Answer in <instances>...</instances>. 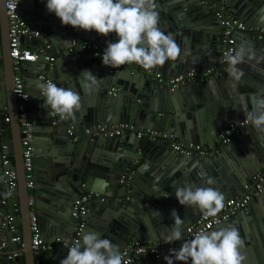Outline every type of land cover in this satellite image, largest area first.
I'll list each match as a JSON object with an SVG mask.
<instances>
[{
    "label": "water",
    "instance_id": "1",
    "mask_svg": "<svg viewBox=\"0 0 264 264\" xmlns=\"http://www.w3.org/2000/svg\"><path fill=\"white\" fill-rule=\"evenodd\" d=\"M206 1L215 4L217 9L224 8L245 25L264 27V0ZM4 3L5 0H0V200L8 191L1 167L2 147L13 154H17L18 149L22 151L20 122L12 94L13 72ZM156 5L159 27L174 39L181 51L177 60L152 69L155 73L172 78L190 69H199L204 61V52L209 51L218 54L221 64L219 35L211 34L220 25L210 7L202 4L201 0H156ZM18 10L27 24L46 37L49 44L47 53H54L56 48L64 49L72 39L76 42L95 40L103 52L109 41L117 42L115 34L105 37L95 31L62 25L54 13L48 12L46 4L38 0H18ZM242 37L244 44L251 45L258 57L264 55V41L237 32L233 35L236 46ZM60 42L63 44L59 45ZM30 45L34 51L42 49L37 39H32ZM98 52L99 57L92 52L78 51L59 55L53 65L45 61L43 54H38L35 63H26L22 68L26 87L31 78L36 85L34 94L28 96L25 113L26 120L38 121L33 122L30 128L31 134L35 135L30 142L33 188H26L23 168H13L16 188L7 199V206L0 209L12 213L16 234L1 230L0 217V244L5 239L9 248L21 252H15L12 259L3 253L1 264H33L35 258L40 264H60L68 253L65 242H70L75 227L71 206L85 191L108 193L109 196L104 201L88 205L84 230L99 232L102 238L110 239L122 250L129 242H166L165 237L174 223L173 211L184 220L182 233L201 215L196 207H185L178 202L176 188L188 185L208 187L201 177L203 174L205 179H215L216 183L211 187L222 192L226 200L234 197L254 174L264 168V133L257 132L245 121L246 114L242 110L245 106L251 110L254 96L264 95V61L244 63L240 67L244 71L240 82L223 76L203 84H189L170 93L138 72L130 74L129 69L108 73L99 65L103 52L100 53V48ZM85 70L97 77V83L89 92L83 87L85 77L80 75ZM41 73H45L46 80L53 79L58 87L71 89L80 95L81 107L74 119L51 125V109L41 96L39 87L44 83L38 78ZM112 88L118 90L115 95L109 93ZM4 108L10 116L8 123H4ZM120 123L132 124L135 129L159 130L183 144L216 145L218 135L229 125H239L241 130L231 143L219 144V153L211 158L181 156L171 149L170 141L139 139L134 132L112 138L99 136L77 143L63 137L68 127L80 132L77 130L83 127L91 129ZM35 125L43 128L38 131ZM126 169L132 170L128 194L118 183ZM29 199L37 211L42 243L52 244L51 249L39 250L36 254L29 249ZM16 200L19 213L12 212ZM228 225L236 227L245 242L240 249L241 254L247 257L246 249L250 253L245 264H264V190L230 221L209 231ZM15 235L19 241L10 243ZM47 235L52 237L51 242L45 239ZM56 239L59 243H55ZM136 264H166V261L164 257L145 256L140 257Z\"/></svg>",
    "mask_w": 264,
    "mask_h": 264
},
{
    "label": "clouds",
    "instance_id": "2",
    "mask_svg": "<svg viewBox=\"0 0 264 264\" xmlns=\"http://www.w3.org/2000/svg\"><path fill=\"white\" fill-rule=\"evenodd\" d=\"M46 8L54 13L62 25L77 30L95 31L108 37L115 34L117 42L109 41L101 57L105 66L113 69L125 64H137L145 70L163 66L180 56V48L169 35L159 27L156 0H47ZM264 61V55L257 56L251 45L241 43L224 55L226 72L234 82H240L244 71L238 65ZM80 75L85 77L83 87L92 91L97 77L88 70ZM41 96L51 109V115L61 119H74L79 111L80 95L71 89L58 87L49 80L40 86ZM251 110L245 106V121L259 133H264V95H255ZM208 187L194 185L175 189L178 202L185 207H196L207 220L216 218L224 208V194L211 187L216 183L212 177L204 178ZM165 195H168L165 193ZM174 223L166 235V243L173 244L183 239L178 249H170L164 257L166 264H245L246 257L240 249L244 240L239 230L228 225L215 231H197L191 239L182 233V220L175 211L171 214ZM67 256L60 264H126L120 247L110 239L102 238L97 231H86L75 242H65ZM9 248V247H8Z\"/></svg>",
    "mask_w": 264,
    "mask_h": 264
},
{
    "label": "built area",
    "instance_id": "3",
    "mask_svg": "<svg viewBox=\"0 0 264 264\" xmlns=\"http://www.w3.org/2000/svg\"><path fill=\"white\" fill-rule=\"evenodd\" d=\"M201 3L207 5L215 12V19L220 25L219 42L222 47L221 51V64L216 67H211L203 71H188L185 74H179L172 78H166L161 74L152 72L151 70H145L139 68L135 64H125L121 68L129 69L130 74L141 73L146 79L155 81L159 87L165 88L168 92H176L179 88L194 83H206L223 77L228 74L226 72L227 64L224 62V55L229 50L236 48V41L233 39V35L237 32L248 34L252 39L264 41V27H251L243 24L236 17L228 14L222 8H215V4H209L206 0H201ZM4 8L7 16L8 25V47L9 55L11 59V67L13 72V94L16 101V111L20 122V135H21V147H22V160L23 170L26 188H33V175H32V147L30 142L32 140V134L30 132L31 122L25 119V113L27 104L29 101L28 94L25 90L22 68L26 63H35L38 54H43L44 59L48 64H52L57 56L65 55L67 53L78 52H92L95 57H99V45L86 40L80 42L71 41L64 49L55 50L54 53H47L49 49L48 41L44 36L41 35L40 31L33 29L27 22L22 19L18 10V0H5ZM37 39L42 45L40 51H34L31 48L30 41ZM25 42H29V45H25ZM100 67L107 70L108 73L116 71V68L105 66L102 63V59H99ZM44 83L46 80L45 73H41L38 77ZM118 90L111 89L110 94L115 95ZM44 98V97H43ZM46 99V98H45ZM51 125L56 126L57 124L66 122L67 119H61L59 115L52 116ZM9 119L5 118V122ZM241 127L233 124L226 127L222 133L217 137L216 145H203L197 143L183 144L171 136L165 135L163 132L154 129H135L132 124L120 123L116 125H98L91 129H84L81 132H75L72 127H68L66 130L67 137L71 138L72 142L90 141L96 137L103 136L107 138L118 137L127 133H135L139 139L146 138L150 141L156 140H168L170 141V147L173 151L177 152L181 156L198 155L203 158H211L218 152V145H226L231 143L233 139L239 135ZM3 148V147H2ZM1 167L3 168L2 174L4 176V183L6 184L8 191L5 193L3 199L0 200V208L7 206V199L12 195V191L16 188V172L9 168L8 159L5 155L1 156ZM132 174L131 169L121 175L119 179L120 187L125 191L126 194L130 192V175ZM264 190V168L258 171L252 176L249 182L245 183L236 193L234 197L226 199L224 201V208L218 214L216 218L209 217L207 220L201 215L191 224L187 225L184 229V238L191 239L193 234L197 231H209L215 227L221 226L226 222L230 221L239 211L245 209L249 204L250 200L254 197H258ZM109 196L108 193L100 194L93 191H85L80 197L76 198L71 206V217L75 221V227L69 246L71 242H75L81 237L84 232L86 215L88 212V205L94 202L104 201ZM128 197H125L127 200ZM28 206L31 207L29 212V229L31 233L30 248L33 254H36L39 250H49L52 248V244L42 243L40 236L39 226L37 223V217L33 213V201L28 200ZM13 213H18V206L16 204L12 208ZM0 217L2 218L1 230L9 233H14L16 230L12 224V213L2 212L0 210ZM19 241L18 237L10 239V243H16ZM55 243H59L56 239ZM183 243V240L178 243L168 244L162 243H140V242H129L122 250L126 264H136L140 257H152V258H163L170 255V249H178ZM7 241L3 239L0 244V250L7 249ZM16 256L12 253L8 256V259H12ZM33 264H40V261L35 258ZM189 264L191 262L189 261Z\"/></svg>",
    "mask_w": 264,
    "mask_h": 264
},
{
    "label": "crops",
    "instance_id": "4",
    "mask_svg": "<svg viewBox=\"0 0 264 264\" xmlns=\"http://www.w3.org/2000/svg\"><path fill=\"white\" fill-rule=\"evenodd\" d=\"M38 1H40L43 5L44 4H46V2H47V0H38ZM222 8V7H221ZM223 10H224V8H222ZM38 30V29H37ZM219 31H220V28H219V26L217 25V31L215 32V33H211V34H213V36H218L220 33H219ZM93 33V32H92ZM46 38V37H45ZM89 38H92V37H89ZM94 38V37H93ZM73 40H75V39H72L71 41H73ZM82 40H86V41H89V42H92V43H96L97 45H99V48H100V53L102 54V47H101V45L97 42V41H95V40H91V39H82ZM71 41H69V42H71ZM214 41V40H213ZM212 41V42H213ZM239 41L241 42V43H244L245 42V39H244V37H242V38H239ZM217 42V39H216V41L214 42V44ZM241 43H238L237 44V46L238 45H240ZM61 44H63V42H60V44L59 45H61ZM25 45H29V42H25ZM68 45V44H67ZM236 46V47H237ZM31 47H32V45H31ZM204 48V47H203ZM55 50H57V48L56 49H54V52H55ZM59 50V49H58ZM217 53L216 54H213V53H211L210 51L209 52H207V53H205L204 52V57H203V59H204V61H203V63H202V65L200 66L199 65V69H190L189 71H196V72H199V71H203V70H206V69H209V68H211V67H216V66H219V61L218 60H220L219 58H217ZM212 58H214L215 59V61H210V59H212ZM217 59V60H216ZM54 63V62H53ZM53 63H52V65H53ZM133 64H135V63H133ZM135 65H137V64H135ZM139 68H143V67H141V66H139V65H137ZM243 66V64H241V65H238V67H242ZM122 67V66H121ZM121 67H119V68H121ZM100 69V68H99ZM118 68H116V70H117ZM100 71H102L101 69H100ZM152 72H154L153 70H151ZM121 72H123V70H121ZM188 72V71H187ZM102 73H104L103 71H102ZM141 74V73H140ZM158 74H160V73H158ZM162 75V74H161ZM105 76L106 77H108V75L107 74H105ZM143 76V75H142ZM162 76H164V75H162ZM224 76H227V77H229V75L228 74H226V75H224ZM144 77V76H143ZM165 77V76H164ZM145 78V77H144ZM49 80H53V79H51V78H49ZM29 85L26 87V85H25V83H24V85H25V90H26V92H27V94H28V96H32L33 94H34V91L36 90V85H35V81H34V79H32L31 78V81L29 80ZM12 88H13V86H12ZM12 92H13V90H12ZM13 94V93H12ZM14 99H15V97H14ZM3 110H5L4 111V123H8V122H5V118H10V116H9V114H8V112H7V109L6 108H4ZM17 112V111H16ZM28 117V116H27ZM30 122H31V124L33 123V122H38V121H36V120H34V119H31V120H29ZM69 124H72L71 122H69ZM36 129H38V131H40L39 129H41V128H43V126H40V125H35L34 126ZM73 129H74V127H72ZM87 128V127H86ZM85 128L83 127L82 129H78L77 131H80L81 132V130H84ZM20 132V131H19ZM33 137H35V135H32V138ZM36 137H38V138H41L40 137V135H37ZM63 137H65V139L67 138V135H66V133H63ZM178 141V140H177ZM83 142V141H82ZM85 142V141H84ZM21 144V143H20ZM198 144V143H197ZM218 149V148H217ZM3 151H4V154L3 155H5L6 157H7V159H8V166H9V168L11 167V165L13 166L11 169H20V168H23V160L21 161V158H22V155H21V150L20 149H18V153L16 154V153H12V152H10L6 147H3ZM219 152H217V154H218ZM2 155V156H3ZM148 163V162H147ZM13 169V170H14ZM18 201L16 200V206H18ZM92 204V203H91ZM90 205V204H89ZM18 208H19V206H18ZM2 209V208H1ZM0 209V210H1ZM32 211H33V213L36 215V217H37V211L35 210V209H33L32 208ZM19 213V212H18ZM27 220H28V223H29V219L27 218ZM37 220H38V217H37ZM38 226H39V229H40V224H39V222H38ZM30 230V229H29ZM84 232H86L85 230H84ZM15 234H16V231H15ZM42 237H43V234L41 233V239H42ZM47 241H52V237H50V235H47L46 236V238H45ZM47 244L49 243V242H46ZM29 249L31 250V248H30V243H29ZM13 251L14 252H16L17 254H20V252L21 251H19L18 249H12V248H7V249H4V250H0V264H1V262H3L4 261V259H3V253H7V254H9L10 256L12 255V253H13ZM252 253V252H251ZM245 254L247 255V257H246V259L248 260L249 258H250V253H248V251H247V249H246V252H245ZM22 257V256H21ZM50 262H54V260H52V259H50ZM52 264V263H51Z\"/></svg>",
    "mask_w": 264,
    "mask_h": 264
},
{
    "label": "bare ground",
    "instance_id": "5",
    "mask_svg": "<svg viewBox=\"0 0 264 264\" xmlns=\"http://www.w3.org/2000/svg\"><path fill=\"white\" fill-rule=\"evenodd\" d=\"M15 236H17V235H15ZM13 253H15V252L13 251Z\"/></svg>",
    "mask_w": 264,
    "mask_h": 264
}]
</instances>
